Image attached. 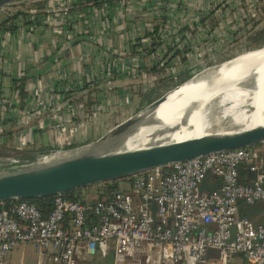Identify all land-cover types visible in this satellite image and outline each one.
Returning a JSON list of instances; mask_svg holds the SVG:
<instances>
[{
  "label": "built area",
  "instance_id": "1",
  "mask_svg": "<svg viewBox=\"0 0 264 264\" xmlns=\"http://www.w3.org/2000/svg\"><path fill=\"white\" fill-rule=\"evenodd\" d=\"M46 1L40 12H29L27 25L16 18L0 27V148H33L39 131L57 144L67 141L66 136L73 139L67 144L80 142L85 125L106 111L115 83L120 82L128 96L129 86L147 92L160 78L177 84L182 71L191 78L219 56L243 54L249 30L264 23V0H98L99 5L93 4L96 0ZM79 3L88 10L72 13ZM70 20L80 22L88 36L99 24L103 59L79 56L71 72L55 64L48 72L52 78L44 75L43 87L35 82L40 76L29 79L22 100L17 81L26 76L20 44L24 38L34 43L38 23L68 42ZM121 32L132 53L106 40V34ZM13 37L19 39L15 47ZM43 62V51L37 48L34 69ZM93 91L101 99L91 111L84 102L67 98ZM12 165L18 164L0 160V168ZM240 165L255 174L251 183L239 181ZM207 175L221 181L220 189L201 190ZM239 202L264 205V168L252 151L242 148L134 176L130 193L117 192L107 202L77 203L56 196L46 218L24 201L11 210L16 218L9 217L0 203V264H6L15 248L27 245L49 254L48 264H77L80 255L109 258L106 264H230L235 258L241 264H264V225L238 218ZM66 215L71 216L69 230L61 225ZM89 215L95 221L90 222Z\"/></svg>",
  "mask_w": 264,
  "mask_h": 264
},
{
  "label": "water",
  "instance_id": "2",
  "mask_svg": "<svg viewBox=\"0 0 264 264\" xmlns=\"http://www.w3.org/2000/svg\"><path fill=\"white\" fill-rule=\"evenodd\" d=\"M22 1L24 0H0V13ZM88 40L99 44L96 39L89 38ZM77 41L79 40L68 41L62 46L63 48L59 53L69 49ZM262 49L264 46L255 50ZM55 60L56 57L49 60L48 65ZM43 68L44 66H41L33 73L37 74ZM195 76L167 90L160 97L125 119L115 122L85 144L42 155L39 159L27 163L0 168V203L10 200H34L43 197L62 196L68 192L92 185L130 179L173 163L235 149H244L264 142V125L239 131L240 125L227 120L229 124L220 126L216 133L204 137L133 151L118 149L117 151L97 153L102 147L113 144L146 121L166 101L170 93ZM253 76L249 73L243 83L252 81ZM251 109L248 108V114L254 112V109ZM57 152H69L70 155L52 163L43 164L45 158ZM8 160L13 159L9 158Z\"/></svg>",
  "mask_w": 264,
  "mask_h": 264
},
{
  "label": "bare ground",
  "instance_id": "3",
  "mask_svg": "<svg viewBox=\"0 0 264 264\" xmlns=\"http://www.w3.org/2000/svg\"><path fill=\"white\" fill-rule=\"evenodd\" d=\"M220 66L204 71L193 87L187 89L196 76L170 93L146 121L97 153L117 151L122 144L125 148L121 150L133 151L204 137L216 133L224 120L240 125L239 131L264 125V49L249 51ZM249 73L254 75L252 81L243 83ZM248 108L254 112L248 114ZM69 155L57 152L43 164Z\"/></svg>",
  "mask_w": 264,
  "mask_h": 264
},
{
  "label": "crops",
  "instance_id": "4",
  "mask_svg": "<svg viewBox=\"0 0 264 264\" xmlns=\"http://www.w3.org/2000/svg\"><path fill=\"white\" fill-rule=\"evenodd\" d=\"M94 5H99L100 2L98 0L93 2ZM86 4L79 3L75 6H72L71 12H80V11H87L88 8L85 6ZM32 11V10H31ZM39 11V10H34ZM41 11V10H40ZM39 11V12H40ZM17 13V12H16ZM29 14V13H28ZM11 16L7 17L5 20H0V27L9 25L11 21H14L16 18H21L23 21V24H28V16L24 17L22 15L15 16L14 18H10ZM51 31V30H50ZM49 29L40 23H38V28H36V34L33 37L34 43L32 45L29 44L28 39L24 38V44H20L22 54V62L23 67L25 70V76L27 77L26 83L29 82V79L34 78L35 76H41L47 74L51 68L57 64L60 63L61 66H65L68 72L74 71L72 69L75 66V58L79 56L84 55H90L95 59H103L102 55V45L100 46V40H99V31L100 26L99 24H95L92 27V34L91 36H88L84 34L82 24L80 22L70 20L67 24V32L68 35L71 36V40H79L74 45L70 47V49H67L63 52L59 51L61 48V44L67 42L65 41V38H61L59 40V37L56 36V34H53L50 32ZM89 38L98 40L99 44L96 42H92L88 40ZM16 39L17 37H13V45L16 46ZM115 39V41H114ZM19 40V39H18ZM28 40V41H27ZM106 40L111 41L110 45L114 47H119L124 50H128V52H133V46H131V43L127 37V35L124 36V32H121L120 35H114L111 33L106 34ZM65 41V42H64ZM42 49L43 55H44V62L42 66L44 68L37 74H34L33 72L36 70L33 67V55L36 51V49ZM56 57V60L48 65L49 60ZM40 67H37V69ZM98 71V70H97ZM96 73V71H95ZM97 74V73H96ZM161 79V78H160ZM159 80V79H158ZM27 85V84H26ZM141 86L138 85H132L129 86V91H131V94L128 96L126 95L123 90L125 89L124 86H121V83H115L114 85V94L111 99L110 104H108V107L106 108L105 112L100 113L99 118L94 121L90 122L89 124H92V126H85V133L80 138V143L85 144L92 140L94 137H96L101 131L96 132L97 127L95 124L98 120H100L103 113H110L112 111L116 112V109H126V106L131 104V101L135 98L134 96H139L145 92L141 91ZM79 95L72 96L71 94H68L67 98L74 100V98ZM83 96L82 98L79 97L75 99V102L82 101L84 102L86 108L88 111H91L93 107L96 105V102H100V95L97 94V91L90 92L87 95H80ZM133 98V99H132ZM139 104V102H138ZM137 104V105H138ZM138 107H136V111ZM113 112V113H114ZM135 111H132V113ZM131 113V114H132ZM104 121V120H100ZM103 124V122H102ZM45 133H41L40 135H44ZM36 137V134H35ZM36 142V138H35ZM37 144V142H36ZM18 151V150H16ZM18 153L21 154H30L29 152L25 151H18ZM252 156L254 161L260 163L264 168V142L261 144H258L253 150H252ZM238 178L241 183L249 184L251 183L254 178L255 174L249 171V169L245 165L238 166ZM221 187V181L218 178H215L211 175H207L205 181L202 184L201 190L203 192H209L212 190L220 189ZM237 217H247L249 218L253 223H258L264 225V205L262 204H255L252 206H247L241 202L237 204ZM109 258H103L100 255H96L91 258H85L84 256L80 255L77 257V264H106L109 262ZM49 262V254L47 253H38L33 248V246H19L15 248L13 251H11L6 259V264H48ZM236 264H241L240 258H235L233 260Z\"/></svg>",
  "mask_w": 264,
  "mask_h": 264
},
{
  "label": "trees",
  "instance_id": "5",
  "mask_svg": "<svg viewBox=\"0 0 264 264\" xmlns=\"http://www.w3.org/2000/svg\"><path fill=\"white\" fill-rule=\"evenodd\" d=\"M21 5H24V4H21ZM44 7H45L44 2H33V3L29 4L28 10L29 11H31V10L32 11L43 10ZM18 15H22L24 17L29 16V14L17 12V13H13V15L10 18H14L15 16H18ZM246 43H247L248 47H250L251 49H254V50L263 47L264 46V26L259 27L257 29L249 30V33L246 36ZM188 78H189V74L187 73V71H182L178 75L177 84L183 83ZM26 81H27V77H24L22 80L17 81V88L19 89V97L22 100L26 98V94L24 91ZM177 84H174L172 82V80H170L168 78L159 79L155 83V86L153 88H151L149 91H147V92H145L139 96L140 98H139V104H138L137 109H140V108L144 107L145 105H147L148 103L152 102L153 100L157 99L164 92L173 88ZM6 134L7 135L5 137L9 138V136L11 135V132H7ZM256 146L257 145L247 147L244 149H246L248 151H252ZM2 147L5 148V147H10V146L4 145ZM73 147H76V146L74 144H67L63 147V149H70ZM37 150L39 151V152L36 151L37 154L38 153L43 154V151L44 152L51 151L49 148L41 149V150L37 149ZM32 151H34V148H32ZM33 159H34V157L30 154V159L26 162L32 161ZM26 162H24V163H26ZM131 180H132V178L122 179V180H118L115 182L96 184V185H92L89 187H85L82 189H78V190L68 192V193L62 195V197L67 199V200H70L72 202H77V203H89V202L93 203V202H98V201L107 202V201L111 200L113 198L114 194L117 192L130 193L131 192ZM54 199H55V197H43V198H38V199H34V200H10V201L3 202L2 204H3V208H4L5 212L7 213V216H9V217H15L12 214L11 210L13 209V207L17 203L24 201V202L34 204L38 208V210L40 211L42 217L46 218L51 213V211L53 210ZM88 218H89L90 222L95 221V217L92 215H89ZM70 223H71V216L66 215L63 222L61 223L62 228L64 230H69L70 229ZM256 224H258V223H256ZM230 264H236V263L232 262Z\"/></svg>",
  "mask_w": 264,
  "mask_h": 264
},
{
  "label": "rangeland",
  "instance_id": "6",
  "mask_svg": "<svg viewBox=\"0 0 264 264\" xmlns=\"http://www.w3.org/2000/svg\"><path fill=\"white\" fill-rule=\"evenodd\" d=\"M33 2H47V1L46 0H24L21 3H18L16 5L12 6V7H9L6 10H4L3 12H1L0 13V20H5L7 17L12 16L13 13H16V12H22L24 14H28L30 12L28 10V6H29L30 3H33ZM21 4H24V5H21ZM263 26H264V23L261 24L259 27H263ZM252 50H254V49H251L250 47L246 46L244 51H243V54H244V52L247 53V52L252 51ZM238 56H240V55H238ZM235 57H237V56H236V54H234V52H230V53L225 54L223 56H219L217 58V60L215 61V63L210 64L208 67L211 68V67L217 66V65H219V64H221V63H223L225 61H228L230 59H233ZM222 66H224V65H222ZM218 67H221V66H217V67L205 70V71L208 72V71H211V70H213L215 68H218ZM204 73L205 72L203 71L200 74H198L194 78V81L191 83V85L187 89L193 87L196 83H198L200 81V77ZM47 75H48L49 79H51L53 74L47 73ZM192 76H194V75L192 74ZM35 82H39L40 85L43 87L44 84H45V76L41 75L39 78H37L35 80ZM187 89L182 90V92L187 90ZM179 95L174 96L173 100H171V102L174 101L175 99H177V97ZM79 97L82 98L83 96H76L74 98V100L79 98ZM134 97H135L134 99L132 98L133 100L131 101V104L126 106V109L119 108V109H116V112L112 111L110 113H103L101 118H100V120H104V121L98 120L97 123H99V124H95L96 126H98V125L100 126L99 128L97 127V129H96L97 131L96 132L105 130L107 127L111 126L115 122H119L122 119H125L127 116L131 115L132 111H136V107H138L137 104L139 102V98L136 95ZM167 106L168 105H166L165 108ZM163 110L159 113V115H161ZM102 122H103V124H102ZM220 124L225 125V124H229V123H228L227 120H224ZM85 126H92V124H87ZM216 128H219V127H216ZM84 132H85V130H84ZM41 133H43V132H41ZM35 138H36L37 144L33 147L34 151H32V148L23 150L25 152H29L34 157L33 160L39 159V156H42V155H48V154L54 153L56 151H63L64 150L63 147L65 146V144H67L68 141L73 140V139H68L69 136H66L65 140H67V141H62L61 143L57 144L54 141V139L50 138L46 133L44 135H40V131L36 132V137ZM71 144H74L76 147L82 145L80 142H76L75 140ZM123 146L125 148L124 144H122L120 147H123ZM120 147L118 148L119 150H121ZM47 148H49L51 151H47V152L43 151V154H41V153L37 154L36 153V151L39 152L37 149L41 150V149H47ZM124 148L122 150H124ZM30 154L18 153V151L14 150L12 146L5 147V148L4 147L0 148V160L1 159H9V158H11L17 164L24 163V162L28 161L30 159Z\"/></svg>",
  "mask_w": 264,
  "mask_h": 264
}]
</instances>
